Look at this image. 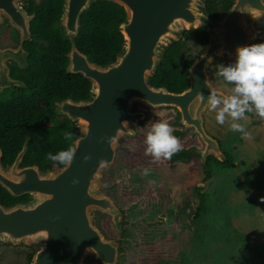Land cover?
I'll use <instances>...</instances> for the list:
<instances>
[{
    "label": "water",
    "instance_id": "95a60500",
    "mask_svg": "<svg viewBox=\"0 0 264 264\" xmlns=\"http://www.w3.org/2000/svg\"><path fill=\"white\" fill-rule=\"evenodd\" d=\"M22 1L0 0V18L7 17L20 37L18 48L0 50V90L21 86L10 79L6 61L27 68L18 58L21 45L30 38L32 17L18 8ZM97 1L114 3L125 12L119 26L121 50L115 61L105 66L91 63L74 42L81 15ZM261 18L264 0H231L228 10L217 19L208 17L206 0H63L58 22L70 44L65 72L87 80L90 96L67 97L53 106L55 116L64 117L78 129L70 144L74 156L69 165L53 171H41L36 164L20 167L28 139L9 168L0 164V186L14 198L31 197L24 203L0 204V242L33 247L29 264H118L120 241L104 235L98 218L109 217L118 236H123L124 214L105 194L103 175L122 141L135 138L136 128L146 119V112L136 106L176 109L181 134L190 131L202 144L192 153L203 170L209 157L226 162L218 141L204 130L208 106L199 94L205 98L211 92L225 94L210 84L209 67L217 59L234 58L238 47L264 41V33L256 29ZM198 29L207 32L208 40L189 67L185 89L174 93L153 87L151 78L167 48L179 42L185 32Z\"/></svg>",
    "mask_w": 264,
    "mask_h": 264
},
{
    "label": "rangeland",
    "instance_id": "374dc122",
    "mask_svg": "<svg viewBox=\"0 0 264 264\" xmlns=\"http://www.w3.org/2000/svg\"><path fill=\"white\" fill-rule=\"evenodd\" d=\"M256 29L264 33V18L256 22ZM189 32L184 55H198L202 46L191 33L193 31ZM9 38L4 34V45L9 44ZM256 43L264 41L253 40L249 45ZM233 59H217L208 70L210 84L225 94H228V88L215 75V65H226ZM139 107L150 109L141 104L136 109ZM246 116L247 119L240 123L244 124L249 137L229 131L227 119L225 124H217L215 113L209 109L203 115L205 132L218 141L221 151L230 157L231 166L221 170L213 162L209 163L214 187L206 197L205 211L197 220L193 215L198 198L192 187L203 178L198 156L193 154L186 163H166L158 182L138 184L144 197L140 205H133L138 196L131 193L136 184L131 182L134 177L126 171V159L133 156L134 148L139 146L138 130L146 119L136 128L135 138L122 141L112 166L104 172L103 182L105 194L121 211L124 210L123 236H118L109 217L100 215L98 218V227L104 235L120 241L122 254H119L118 264H264V121L255 113ZM171 117L173 115L167 112L160 118L168 120ZM177 119L168 123L177 125ZM182 136V142L187 145L198 140L199 147L193 150L201 149L199 139L190 131ZM158 187L163 188L165 194L160 202L153 196ZM156 205L166 223L175 227V242L174 235L170 237L171 234L166 232V223L165 226L152 224L154 220L150 214ZM134 206L141 207L137 214ZM30 249L34 248L0 242V264H25V255ZM90 264L99 263L91 261Z\"/></svg>",
    "mask_w": 264,
    "mask_h": 264
},
{
    "label": "trees",
    "instance_id": "16d2710c",
    "mask_svg": "<svg viewBox=\"0 0 264 264\" xmlns=\"http://www.w3.org/2000/svg\"><path fill=\"white\" fill-rule=\"evenodd\" d=\"M63 0H42L39 7L35 8V19L31 24V34L36 40V44L29 49L32 55L38 60L39 66L31 68L35 76V86L32 93L23 90H15L7 99V103L2 104V115L4 119L12 120L14 117L20 119L15 129H1L3 135H16V138L4 140L0 143L4 152L2 161L9 163L19 151L25 135L31 137L25 155L23 164H36L41 171H53L61 168L63 165L54 164L47 159V153L55 154L57 151L70 146L72 141L78 135L76 125L69 120L54 115L52 106L57 100L71 98L73 100L86 99L90 96L91 85L80 75L67 74L65 68L67 59L65 54L70 49L62 27L58 20L60 18ZM231 5V0H206V12L209 18L217 19L223 15ZM125 19V12L122 7L106 1H97L93 3L89 10L80 17V27L78 35L75 38L76 48L84 54L91 63L101 66L112 64L115 61L117 53L121 50L123 37L119 32V26ZM190 32H185L179 42L173 43L167 48L163 59L161 60L155 75L151 78L153 87H165L168 91L174 93L182 92L187 85V74L193 60L200 55L207 40L206 31L198 29L191 33L194 34L196 41L202 46L198 55H184L185 42L189 38ZM12 104L17 106L13 107ZM147 111V119L139 127V146L134 148V155L126 159V171L134 177L131 182L136 185L131 188V193L137 195L134 198L140 205L142 202L141 189L138 184L158 182L163 175V167L166 163H186L193 156L192 150L199 147L198 140L193 145H187L182 142L180 128L174 123L173 134L177 136L182 144V150L170 160H154L150 155H145L144 136L148 130V125L154 121L175 120L178 112L174 108H163L151 110L145 107H139ZM171 113L170 119L160 118L165 113ZM249 113H246V115ZM264 119H261V121ZM16 122V121H15ZM14 122V123H15ZM148 124V125H147ZM73 133V140L66 142L63 138L65 132ZM13 143L16 148L12 149ZM132 153V154H133ZM136 154L144 155L138 158ZM227 160L224 163L216 161L209 157L206 161V168L203 170V178L196 183L192 190L198 198L193 219L197 220L206 208V197L213 191V175L209 171V163H214L221 170L228 169L231 166L230 157L224 153ZM143 169H148V175L143 174ZM137 186V187H136ZM164 190L158 187L154 198L157 202L164 200ZM131 196V195H130ZM28 196L14 198L10 196L0 186V204L8 206L18 202H27ZM129 199H133L130 197ZM156 203V202H155ZM137 214L141 207L134 206ZM131 210V208H130ZM124 210H122L123 212ZM150 212V211H149ZM152 224L161 226L166 223L162 217V211L159 206L153 207L151 212ZM149 215V216H150ZM166 225V226H165ZM166 232L174 235V242L177 235L175 227L165 224ZM171 228V230H170ZM177 240V239H176ZM172 246V243H170ZM172 248V247H170ZM120 248V253L122 254Z\"/></svg>",
    "mask_w": 264,
    "mask_h": 264
},
{
    "label": "clouds",
    "instance_id": "9594fccd",
    "mask_svg": "<svg viewBox=\"0 0 264 264\" xmlns=\"http://www.w3.org/2000/svg\"><path fill=\"white\" fill-rule=\"evenodd\" d=\"M208 63H211V57ZM215 75L225 83L228 94L211 92L206 98L199 94L200 99L206 102L209 111L215 113L217 124L223 125L227 119L229 131L249 137L244 124L240 123L247 119L246 113H255L258 118L264 119V43L238 47L230 63L215 65ZM63 138L71 142L73 133L67 131ZM144 144L145 155H150L154 160H170L182 150L179 138L173 134V127L166 121H154L148 125ZM73 156L71 146L55 154L47 153L49 161L65 166L70 164ZM148 173V169H143L144 175Z\"/></svg>",
    "mask_w": 264,
    "mask_h": 264
},
{
    "label": "flooded vegetation",
    "instance_id": "af4514ba",
    "mask_svg": "<svg viewBox=\"0 0 264 264\" xmlns=\"http://www.w3.org/2000/svg\"><path fill=\"white\" fill-rule=\"evenodd\" d=\"M40 0V4H41ZM40 4H37L36 1L34 0H24L20 3L17 4L18 8L22 11L25 12L26 17H32L31 19H29V24H30V30H31V24L35 19V8L34 6L39 7ZM11 33V34H10ZM4 34L5 36L7 35L9 38V44L8 45H4ZM36 44V40L32 37V34H30V38L25 41L22 45H21V50L22 53L19 55L18 60L26 63L27 68H21L20 65L14 61V60H8L6 61V66L8 68L9 71V77L12 81L17 82L18 84H20L21 86H10L8 88H2L0 90V142L2 141V139L4 140H10L12 138H16V135H3L1 133V129L5 128V129H15L16 125L19 124L20 119L17 117H14L12 120H7L3 118L2 115V104L7 103V99L8 97L15 91V90H23V91H27L28 93H32L34 86H35V76L34 74L31 72V68H35L36 66H39L38 60L36 59V57L34 55L31 54V52L29 51V49L32 47V45ZM20 45V37H19V33L14 30L12 28V26L10 25V22L8 20L7 17H2L0 20V50L3 48H11V49H16L18 48ZM25 61V62H24ZM3 70V63H2V59L0 57V72H2ZM62 100V99H61ZM60 100H57L55 103H57ZM53 104V106H54ZM11 106L15 107L17 106L16 104H12ZM53 106H52V110H53ZM64 118V117H62ZM16 121V122H15ZM15 122V123H14ZM28 139V143L31 139L30 136L25 135L23 138V143L24 141ZM22 143V145H23ZM2 143H0L1 146ZM21 145V147H22ZM28 146V145H27ZM20 147V149H21ZM16 148V143H13L12 145V149ZM19 149V151H20ZM19 151H15V155L14 158L9 162V163H3L2 161V157L4 152L2 151L1 147H0V164L4 169H7L10 167V165L13 163L17 153ZM198 158V157H197ZM26 166H31V165H25L23 164V160L22 163L20 165V167H26ZM29 199L27 200L30 201L31 197L28 196ZM18 203H24V202H18ZM15 204V203H14ZM35 250L34 249H30L26 255H25V264H29L31 262L32 256L34 254Z\"/></svg>",
    "mask_w": 264,
    "mask_h": 264
}]
</instances>
